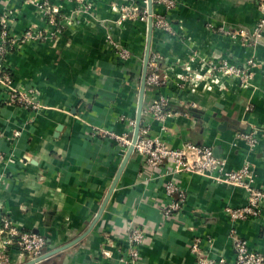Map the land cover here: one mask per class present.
Here are the masks:
<instances>
[{
  "label": "crops",
  "instance_id": "1",
  "mask_svg": "<svg viewBox=\"0 0 264 264\" xmlns=\"http://www.w3.org/2000/svg\"><path fill=\"white\" fill-rule=\"evenodd\" d=\"M45 1L54 10L51 18ZM87 1L0 0V18L13 15L14 37L28 30L45 37L13 49L5 62L15 85L32 89L42 109L9 104L7 92L0 96V219L8 216L22 230L45 236V253L80 239L38 264H132L131 229L144 234L135 264H197L191 252L197 238L209 258L225 264L235 262L234 236L264 252V202L260 217L235 221L226 211L247 204L243 189L214 174H174L171 164L148 168L135 151L123 166L131 145L104 131L133 141L149 19H122L121 8L145 10L148 0ZM154 11L166 15L173 34L153 23L150 59L158 57L167 83L146 85L142 126L149 124V136L172 148L192 143L218 149L228 169L250 163L264 191V135L254 148L238 138L264 126V27L256 43L244 45V36L264 19L262 0H176L171 11L153 5ZM122 49L130 52L127 60L117 53ZM251 58L257 66L248 85L215 72L197 86L182 80L207 76L212 64L242 66ZM160 94L171 100L164 125L144 113ZM172 181L185 203L167 216ZM11 260L29 262L17 252Z\"/></svg>",
  "mask_w": 264,
  "mask_h": 264
},
{
  "label": "built area",
  "instance_id": "2",
  "mask_svg": "<svg viewBox=\"0 0 264 264\" xmlns=\"http://www.w3.org/2000/svg\"><path fill=\"white\" fill-rule=\"evenodd\" d=\"M71 3L79 5L87 4V0H67ZM88 5V4H87ZM153 5L162 7L166 12L171 11L176 6V0H153ZM264 9V0H262ZM90 6V4H89ZM44 11L51 18L54 13L48 1L44 2ZM123 13L122 19L136 21L141 19L147 21L149 13L147 7L140 11L134 5H127L121 8ZM155 29L173 34V26L165 14H152ZM13 15L7 11L0 18V96L2 92H7L8 103L22 106L32 112H40L42 105L40 104L36 93L32 89H22L15 85L13 72L5 63L10 51L15 48H21L23 45L36 41L45 40L44 34L40 30H28L20 38H16L11 34V23ZM121 19V20H122ZM54 19H50V25H55ZM264 27V19L260 22L251 36H244V45L256 43L262 37ZM209 28H211L209 26ZM213 29V28H212ZM222 32L228 33L224 28ZM51 34V30H50ZM121 59L127 60L130 52L122 49L117 52ZM257 64L254 58L248 59L245 65L237 66L224 61L219 64H212L210 72L203 77H186L190 85L197 86L199 80H213L211 75L213 72L222 73L225 76L234 77L242 81L244 85L252 82L255 75ZM150 73L147 76V84L155 87H162L167 83V76L161 72L158 65V57H153L149 62ZM170 98L160 94L150 106L145 109L146 115L163 124L166 118L171 117L172 112L169 110ZM131 125H135L134 120H130ZM164 129V127H163ZM151 127L149 124L143 125L140 129L139 138L134 146V151L145 157V163L148 168L156 169L164 167L167 164L173 169L174 174L194 173L203 176L215 175L223 184H228L243 189L247 193V204L241 208L228 207L226 211L235 221L247 220L251 217H260L262 215L261 204L264 202V191L255 184L254 170L250 163H246L239 169L231 170L227 168L224 161L215 156L212 148L207 146H197L192 143H186L182 147L172 148L159 137H150ZM105 135L127 146L131 145V141L126 136L118 135L111 131H104ZM259 135H264V126L255 133H241L238 138L246 141L251 147H255L258 143ZM2 133L0 132V138ZM4 160V156L0 153V162ZM4 181L3 174H0V188ZM167 195L174 198L172 203L166 208L165 214L170 216L173 212H177L183 208L185 203V194L180 190L175 182L167 184ZM144 234L138 229H131L128 235L130 243V260L135 264L139 260V246L143 244ZM201 240L195 239L191 245V252L197 258V264H225V259L214 260L209 258L201 248ZM233 248L235 250L234 264H264V252H256L250 248L247 240L242 237L234 236L232 239ZM47 240L45 236L22 230L11 218L3 216L0 219V264H12L11 254L17 252L26 257L28 261H34L45 254ZM122 264L130 262L121 259Z\"/></svg>",
  "mask_w": 264,
  "mask_h": 264
},
{
  "label": "water",
  "instance_id": "3",
  "mask_svg": "<svg viewBox=\"0 0 264 264\" xmlns=\"http://www.w3.org/2000/svg\"><path fill=\"white\" fill-rule=\"evenodd\" d=\"M147 9H148V13H149V22H148V38H147V47H146V52H145V58H144V63H143V74H142V80H141V89H140V96H139V102H138V111H137V119H136V128H135V135L132 141V144L130 146V150L128 153V156L123 164V166L125 165V163L128 160V157L132 154V152L134 151V146L139 138V133H140V129L142 126V116H143V109H144V103H145V92H146V85H147V75H148V67H149V62H150V54H151V46H152V36H153V18H152V14H153V0H148L147 1ZM218 149L214 150V154L216 157L219 158L218 155ZM115 187V186H114ZM113 187V189H114ZM101 215V214H100ZM100 217V216H99ZM80 239L75 240L73 242H70L64 246H61L59 248H56L52 251H49L47 253H45L44 255H42L41 257H39L38 259L34 260V261H29L27 264H38L70 247H72L73 245H75L76 243L79 242Z\"/></svg>",
  "mask_w": 264,
  "mask_h": 264
},
{
  "label": "rangeland",
  "instance_id": "4",
  "mask_svg": "<svg viewBox=\"0 0 264 264\" xmlns=\"http://www.w3.org/2000/svg\"><path fill=\"white\" fill-rule=\"evenodd\" d=\"M145 1H143V5H144ZM140 11H143L144 9L142 7H140L139 9Z\"/></svg>",
  "mask_w": 264,
  "mask_h": 264
},
{
  "label": "trees",
  "instance_id": "5",
  "mask_svg": "<svg viewBox=\"0 0 264 264\" xmlns=\"http://www.w3.org/2000/svg\"><path fill=\"white\" fill-rule=\"evenodd\" d=\"M144 4H145V3H144ZM143 7H144V8H146V6H145V5H144Z\"/></svg>",
  "mask_w": 264,
  "mask_h": 264
}]
</instances>
